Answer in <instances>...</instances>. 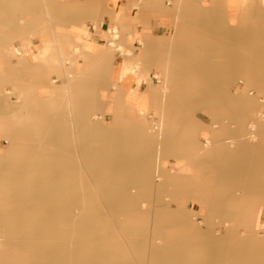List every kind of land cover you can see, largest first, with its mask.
Returning <instances> with one entry per match:
<instances>
[{
    "label": "crops",
    "instance_id": "obj_1",
    "mask_svg": "<svg viewBox=\"0 0 264 264\" xmlns=\"http://www.w3.org/2000/svg\"><path fill=\"white\" fill-rule=\"evenodd\" d=\"M38 19L43 20L42 23L33 24ZM221 25L240 29L229 28L223 31V37L216 38L213 33L200 28L211 27L213 31L215 26ZM21 28H27L33 34L30 44L15 40L12 46L9 42L13 40L11 36L16 39ZM114 31L118 32V37L120 34V43L112 48L109 35ZM250 39L258 41L259 49L264 48V0H0V109H6L8 105L41 106L43 102H31L29 99L44 95L49 99L59 91H65L69 97L74 96V100L65 102L74 149L64 151L68 157L73 154L78 159L79 169L95 171L93 180L87 184L94 186L95 197L103 201L99 181L103 180L102 171L110 166L123 172L137 173L146 189V195L138 197L118 188L110 199L119 208L130 211L135 207L126 215L127 218L134 220L144 216L158 219L152 222L153 225L149 221V231L144 229L139 244L141 263L183 264L186 256L177 251L189 248L192 258H198L200 251L202 254L204 250L211 251V258L209 260L208 255L206 264H213L214 251L218 249H225L228 245L238 251L246 248L238 235L242 237L244 233H250L254 236L247 243H264V239L254 234L264 210V122L258 121L259 115L252 108L253 102L246 100L243 84L240 90L230 92L227 87L216 85L211 80L218 70L230 73L224 64L228 66L232 58H238L239 64H245L250 72L264 78V54H258V48L251 47L254 52L247 56L256 58L252 65L245 60L246 55L234 53L242 48L243 40ZM188 40L196 45L185 44ZM232 41L235 43L232 44ZM203 42L209 45L200 46L199 43ZM21 46L24 54L18 48ZM27 46L32 51L31 58ZM192 50L195 52L192 53ZM217 51L228 52L226 60L215 65L218 70L213 63L210 64L220 56ZM181 57H188L189 60L180 63L172 61V58L178 60ZM175 64L194 68L197 73L194 84H189L193 82L192 78L180 77L176 80L184 83L171 85L175 79H171L170 73L184 72L172 70L171 66ZM221 64L223 66H219ZM77 68L80 71H75ZM51 73L63 78L56 80L57 85L52 87L47 84ZM158 74L163 80L156 85ZM6 85H11L13 89L6 90ZM43 87L50 90L41 93L39 89ZM102 88L107 90L103 94L106 98L104 103L110 105L109 110L113 113L110 123L104 122L101 117V120L89 118L86 114L87 107L94 112L95 106L100 104L97 90ZM193 92H196L195 97L191 96ZM14 96L18 99L10 102L9 99H14ZM227 105H238L241 109L233 117L235 126L232 136L224 137L219 121L227 115L223 108ZM78 106L84 109L83 113L79 112ZM149 107H154L158 120L150 119ZM198 109L209 117V123L195 116L194 110ZM123 114L130 117L131 134L121 145H117L121 147L120 151L103 150L106 137H112L118 144L115 138L120 134L109 131L118 125L119 115ZM3 116L6 114L0 113V122L10 120L12 124L21 125L39 119L37 114L26 118L14 108L10 119ZM249 122L259 125L257 142L236 138L249 133ZM8 130L4 133L0 125V176L7 168L1 136H21L14 127ZM199 135L204 136V142L198 140ZM230 137L234 139L230 141ZM5 141L8 143L10 140ZM64 143L66 146L70 144L67 140ZM87 144L91 147L88 148ZM10 145L14 148L12 141ZM37 152L43 154L41 148ZM167 152L178 154L188 163L193 161L194 172H180L186 166L183 162L166 166L164 153ZM29 153L30 150L25 151L23 147L20 161H27ZM83 156L89 160L83 161ZM60 161L55 154L49 159L53 171L73 169L70 165L60 166ZM94 162L102 164L96 166ZM105 174L113 176V173ZM53 176L58 177V174L56 176L55 172ZM4 177L9 179L8 174ZM61 183L64 184L63 181ZM36 187L37 192L33 194H14L16 202L34 203L30 209L0 202V214L15 208L13 211L20 212L15 218V225L23 226L21 218L35 217L30 224L40 226L61 217L60 220L70 227V217L79 212L57 214L60 206L68 204L59 198L64 191L53 194L52 205L44 207L43 196L49 199L51 193L44 195ZM167 191L176 197L175 207L164 199ZM232 194L238 196V204L229 203ZM86 200L87 197H84L83 201ZM101 201L97 206H102ZM191 202L200 203L201 208H189L188 203ZM224 205L228 208L232 205L230 208L235 212L230 213L231 216L238 225L246 228L242 234L234 230L218 235L212 229L203 230L196 224L194 215L202 214L210 219ZM137 206L139 208L136 209ZM100 208L95 207V212ZM119 217L114 216L113 223L116 232L125 240L123 223L120 228L116 224ZM163 229L170 231L171 235H164L165 241L161 243L158 240H163ZM43 248L38 247L40 250ZM235 253L234 257L237 256ZM54 257L55 252L50 260ZM216 257L218 262L222 260V255L216 254ZM124 258H127L126 254ZM240 259L238 257L230 264H258ZM195 264H199L198 260Z\"/></svg>",
    "mask_w": 264,
    "mask_h": 264
},
{
    "label": "rangeland",
    "instance_id": "obj_2",
    "mask_svg": "<svg viewBox=\"0 0 264 264\" xmlns=\"http://www.w3.org/2000/svg\"><path fill=\"white\" fill-rule=\"evenodd\" d=\"M218 12L215 13L217 16ZM43 20H35L33 24L42 23ZM201 30L204 29L209 32V34L213 33L216 38L223 37V31L229 28H234L239 31L240 27L237 26H228V25H221L215 26L214 30L212 31L211 27L200 26ZM111 29V30H115ZM211 31V32H210ZM33 36L30 30L27 28H21L20 34L15 39L11 36L10 44L13 46L15 40H21L23 44H30L29 39ZM239 36V35H238ZM109 38L112 42L111 47L113 48L114 44L120 43V34L118 37V32H113L109 35ZM234 44L235 42H231ZM190 46L196 45L194 41L190 42L188 40L187 43ZM200 46H208L209 43L203 42L199 43ZM258 41L254 39H250L246 42H242V48L237 49L234 51L246 55L245 60L249 61L252 65L256 61L255 57H247L249 53L254 52V48H258ZM21 47H18L20 50L22 49V54H24V50ZM251 47H253L251 51ZM30 50V47L27 46ZM258 50V51H257ZM256 52L258 54H264L263 49H257ZM195 50H192L194 53ZM201 53V52H200ZM217 53L220 56H217L213 59L210 64H214V67L218 70L217 62L221 60H226L227 51ZM30 58L32 57V51H29ZM185 60H189L187 57L172 58V61L183 62ZM193 60V59H192ZM238 58H232L230 64L225 67H228L230 73H223V71L218 70L214 74L213 78L211 79L216 85L225 86L227 90L230 92H235L236 90H240L242 84L244 85V96L246 97L247 101L253 102V109L257 111L259 117L257 118L258 121L264 122V78H262L259 74H254L250 72V69L245 66V64H239ZM69 66V64H67ZM264 65V63L262 64ZM219 66H223L222 64ZM172 70H182L184 72L180 73H170L172 76L171 85H180L185 81L176 80L180 77H185L187 79L192 80L197 75L194 68L175 64ZM80 71L79 68L75 69V71ZM158 76V85L162 80L163 77L161 74ZM58 79H63L59 77L56 73H51L49 79L47 81L48 86L52 87L57 85ZM21 84V82H20ZM104 84V83H103ZM194 84V80L192 83ZM24 85V84H23ZM184 85V84H183ZM186 85V84H185ZM6 90L13 89L11 85H6ZM50 90L49 87H43L39 89V91L46 92ZM98 98L100 104L95 106L94 112L90 110L88 107L86 109V114L89 118L94 117L95 119L104 120L106 123L111 122V118L113 117V113L110 112L109 107L104 103L103 94L107 93V90L104 88L98 89ZM191 96H196V92L192 93ZM56 96L47 99V97L42 96L40 98L32 97L29 99L31 102H43L41 106H36L32 104L31 106H22L19 107L17 105H8L6 109H0V113L6 114L8 119L11 118L10 113L11 110L14 108L19 113L21 112L22 115L26 118L34 117L37 114L39 118L36 121L29 122L27 125L21 124H12V121H2L0 125L5 133L6 129L14 127L18 130V133L21 134L20 137H9L8 135L1 136V145L3 147V151L5 152L4 160L7 162L5 169L2 172L8 174L9 179H6L3 176H0V202L1 203H10L11 205L17 204L19 208L22 209H30L31 206L34 204L30 201L27 202H16L14 201V194L19 192L20 194L28 193L33 194L37 192L40 188L44 195L46 193H51L48 198L43 196L44 202L43 206H51L52 199L55 197L53 194L57 195L58 192L64 191L63 194L59 198H63V204L58 208V215L68 214L69 212H79L75 216L70 217V227L67 223H63L61 217H55L49 223H44L40 226H34L30 224L31 218H21L23 220L22 225H15L14 221L15 218L18 217L20 212L13 211L15 208H11L7 210V213L4 215L0 214V238L3 239L2 248L0 247V264H142L141 257H139L140 252L142 253L140 247L141 238L144 236V229L149 231V221L157 222V218L152 217H137L136 219L132 220L127 218L126 215L130 213L131 210L134 208H130V211L124 208H119L115 206L114 202L110 199L112 194L116 193V189H123L127 190L132 195L145 196L146 189L141 182V179L138 177L137 173L135 172H123L115 167H108L105 168L103 173V180L99 181V187L102 189L103 194V201L101 199L95 197V189L92 185H87L88 182L93 180V173L95 171H91L92 169H79L78 168V159L73 157V154L69 155L66 154L64 150L74 149L73 146V137H72V126L69 124V117L67 111V101L74 100L75 97H69L65 91H59ZM243 97V98H245ZM18 97L14 96L9 99L10 102H14ZM66 102V103H65ZM233 102V101H232ZM50 103H54L50 104ZM19 105V104H18ZM79 107V106H78ZM225 113L227 115H223L221 120L219 121V126L223 128V136L228 137L232 136V129L235 126V122L233 117L237 116L240 113V106L238 105H227L223 107ZM31 111V112H30ZM149 117L151 120H158L159 116H157L154 110V107H149ZM35 112V113H34ZM79 112L83 113L84 109L79 107ZM195 116L201 119L205 123H209V117L200 109L194 110ZM80 113L77 114V117ZM101 117V119H100ZM120 120L118 125L109 131V133H119L120 136L115 138L118 140V144H116L112 137H106L103 144V150H112L114 152H118L121 150V147L118 148L117 145H121L120 143L127 140V135L131 134L132 126L128 118V115H119ZM263 119V120H262ZM26 123V122H25ZM32 124V125H30ZM82 126V122H79ZM218 124V123H216ZM249 133L242 134L240 137L236 138H248V140H252L250 137L253 133L252 129L255 132L256 142L259 140L258 132H260V128L257 122H249ZM12 126V127H11ZM248 127V126H247ZM248 131V130H247ZM9 132V130L7 131ZM23 134V136H22ZM131 137V136H129ZM132 138V137H131ZM232 141L234 138H228ZM227 139V140H228ZM5 140H10L8 143ZM67 140L70 142L68 146L65 145L64 141ZM130 140V139H129ZM198 140L200 142H204L205 138L203 135L198 136ZM11 141L13 142L14 148H10ZM114 142V143H113ZM90 144V141L88 140ZM87 144V147H91V145ZM23 147L24 150L29 151L30 158L27 161H20L21 155L23 154ZM27 147V148H26ZM29 147V148H28ZM43 150V154L37 152V149ZM136 148V147H134ZM131 149V148H130ZM136 150V149H133ZM57 156L61 159L59 165H67L71 166L73 169L65 170V169H58L53 171L51 165L49 163V159L52 156ZM105 155V154H104ZM103 155V156H104ZM11 157V158H10ZM166 166H172L173 164L185 163L186 166L183 169H180V172H189L193 173V161L188 163V160L183 158H179L178 154L173 152L164 153ZM9 158V159H8ZM70 158V160H69ZM82 160H89L84 159ZM96 166H100L101 162H94ZM92 163H86L87 166H93ZM5 165V164H4ZM3 165V166H4ZM80 166V165H79ZM94 170V169H93ZM56 172V176H53V173ZM105 173H113V176L108 177ZM115 174V176H114ZM39 176H44L40 178ZM40 178V181L37 179ZM5 178V179H4ZM166 180V178H164ZM39 181V182H38ZM63 181V185L62 182ZM116 187V188H115ZM171 189V188H170ZM10 192V194H8ZM7 193V194H6ZM233 195V194H232ZM87 197L86 201H83V198ZM164 199H168L171 206L175 207L176 202L174 201L176 197L174 194L170 193V191L166 192V195L163 196ZM240 198V196H239ZM71 200V201H69ZM101 201L102 206H97L98 201ZM69 201V202H67ZM238 204V196H232V201L230 200L229 203ZM58 204V203H56ZM149 205L148 202L145 203ZM70 205V206H69ZM112 206V207H111ZM139 206V205H138ZM136 207L139 208V207ZM232 205H230L231 207ZM95 207L100 209L95 212ZM188 207L191 209L199 210L201 208L200 203H188ZM223 206L220 212H217L210 219H206L202 214L194 215L193 218L195 219L196 224L203 230L212 229L216 232V234H224L226 232H232L237 230L239 233H243L245 231L244 226H240L236 223V219L231 216L230 213H233L232 208ZM150 209V207H149ZM12 210V211H10ZM77 212V213H78ZM235 212V211H234ZM97 214V216H96ZM123 215V216H122ZM114 216H120L116 220L117 227H121V223H123L122 232L124 234L125 240L116 232V226L113 223ZM61 219V220H60ZM208 220L210 222H208ZM54 225V226H53ZM153 225V224H152ZM157 229V228H156ZM161 229V228H160ZM52 230V232H50ZM164 230V229H163ZM116 232V234H114ZM256 237L264 239V210L261 213V221L257 224L256 233H254ZM116 235V237H115ZM163 235V236H162ZM161 236L163 240H158L161 243H164V235L168 236L171 235V232L167 229L164 230V233ZM254 235L250 233H244L238 235L245 242V249H237L229 248L230 246H226L225 249H218L214 251V258L213 264H230L231 261L234 259L240 260H247L254 261L258 264H264V243L262 244H254V243H247V240L252 239ZM250 237V238H249ZM21 238L24 240L22 242ZM119 239V240H118ZM249 242V241H248ZM21 246H24L21 248ZM53 246V248H52ZM38 247H44L43 249H38ZM123 251V252H122ZM144 251V250H143ZM53 252H55V257L50 260L53 256ZM183 252L186 256L183 259V264H195V261L198 260L199 264H206L208 258H211V251H200L198 258L191 257L190 249L180 248L178 249L177 253ZM234 252L237 255L234 257ZM23 254V255H21ZM124 254H126L127 258H124ZM217 255H222V260L218 262L216 257ZM209 255V257H208ZM64 257V260L63 258ZM208 257V258H207Z\"/></svg>",
    "mask_w": 264,
    "mask_h": 264
},
{
    "label": "bare ground",
    "instance_id": "obj_3",
    "mask_svg": "<svg viewBox=\"0 0 264 264\" xmlns=\"http://www.w3.org/2000/svg\"><path fill=\"white\" fill-rule=\"evenodd\" d=\"M115 32V31H114ZM252 131H253V133L251 134L252 136L250 137L252 140H251V142H256V137H255V132H254V130L252 129ZM109 153V152H108ZM106 175V174H105ZM2 242H3V239H1L0 238V247H3L4 245L2 244ZM21 255H23V254H21Z\"/></svg>",
    "mask_w": 264,
    "mask_h": 264
}]
</instances>
